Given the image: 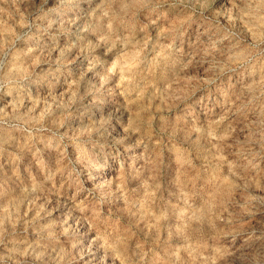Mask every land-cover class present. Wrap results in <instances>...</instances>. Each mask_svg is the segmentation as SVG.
<instances>
[{
	"label": "rangeland",
	"instance_id": "1",
	"mask_svg": "<svg viewBox=\"0 0 264 264\" xmlns=\"http://www.w3.org/2000/svg\"><path fill=\"white\" fill-rule=\"evenodd\" d=\"M0 264H264V0H0Z\"/></svg>",
	"mask_w": 264,
	"mask_h": 264
}]
</instances>
